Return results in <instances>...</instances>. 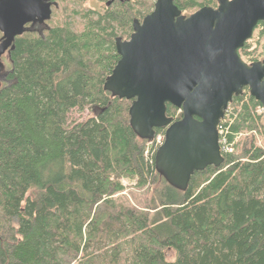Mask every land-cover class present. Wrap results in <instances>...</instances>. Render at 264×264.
I'll use <instances>...</instances> for the list:
<instances>
[{"label": "trees", "instance_id": "16d2710c", "mask_svg": "<svg viewBox=\"0 0 264 264\" xmlns=\"http://www.w3.org/2000/svg\"><path fill=\"white\" fill-rule=\"evenodd\" d=\"M185 2L175 1L183 14L213 7ZM124 5L88 17L82 32L64 25L15 42L0 87V264H264V148L255 137L183 192L147 158L148 141L130 126L132 102L104 90L120 60L117 27L130 37L155 7L133 15ZM257 29L263 37L264 21ZM229 106V143L243 132L264 140L262 105L248 88ZM73 111L90 115L71 123ZM167 115L182 118L170 104ZM122 178L148 192L141 208L116 197Z\"/></svg>", "mask_w": 264, "mask_h": 264}, {"label": "water", "instance_id": "95a60500", "mask_svg": "<svg viewBox=\"0 0 264 264\" xmlns=\"http://www.w3.org/2000/svg\"><path fill=\"white\" fill-rule=\"evenodd\" d=\"M175 1L156 0L151 14L134 21L130 40L116 39L120 60L104 90L132 102L130 126L140 139L166 129L155 167L185 192L196 172L223 165L218 126L234 97L249 88L264 109V61L247 64L239 54L264 21V0H215L217 8L190 16ZM51 7L52 0H0V67L28 24L51 19ZM168 104L180 120L167 115Z\"/></svg>", "mask_w": 264, "mask_h": 264}, {"label": "rangeland", "instance_id": "374dc122", "mask_svg": "<svg viewBox=\"0 0 264 264\" xmlns=\"http://www.w3.org/2000/svg\"><path fill=\"white\" fill-rule=\"evenodd\" d=\"M57 2L58 8H53V16L51 21L48 23V25L51 28L58 27V26H64L69 25L72 29H74L77 32H82L87 20H89L88 17H104L106 16L108 11L115 10L119 5H124L126 8L132 10L131 14L135 15L137 10L139 9V6L143 7L144 5V11H147L150 5L153 3L155 4L153 0H128L125 2H122V4L119 0H116L111 6L108 5V3L111 0H55ZM191 3L198 2V3H206L208 5L210 2L207 0H189ZM207 1V2H206ZM138 2H141L140 5ZM181 3H186L185 0H181ZM127 4V5H126ZM213 8H216L214 6H218L217 2L216 4L212 5ZM198 7L190 8V10L186 11L184 15L193 14L197 11ZM154 10V9H153ZM153 12V11H152ZM133 32H131L132 35ZM260 33V29L255 30L254 35L252 39L249 40V43L252 45L251 51L240 52L241 57L244 62L247 64H252L254 62H262L264 61V36L258 37ZM47 34V33H45ZM130 34V31L127 29H122L119 26L117 27V36H120L123 38V40H130V37L128 36ZM38 36V34H36ZM3 34L0 32V39L2 38ZM259 38V39H258ZM245 54V55H244ZM249 54L251 56L249 57ZM1 67H0V87L3 86V78L6 74V72L11 71V62L8 57V55H5L1 60ZM235 106H229V109L226 113V117L224 120L221 121V125H225L226 123H231L233 121L232 113ZM257 115H264L263 108H258L256 111ZM90 115L89 111H86L85 113H80L77 111H73L70 114V121L71 123L84 121L88 116ZM70 123V124H71ZM226 132V131H224ZM255 137V141L257 145L264 148V140L258 133H250V132H243L239 136L236 137L234 142V148L230 151L231 154L235 155H241V150L243 149L244 145L246 144V141L251 140ZM165 140V133L162 132L159 135L156 134V137L146 144V156L149 160L153 159L156 156V153L158 149L163 145ZM230 154V153H228ZM121 183L124 186V190L120 195H117L116 197H122L125 200H128L131 206L141 208L142 204L139 202L141 200H144L145 195L148 193L146 190H139L136 188V180L122 178ZM167 259L170 262H174L176 260V253L173 250H167Z\"/></svg>", "mask_w": 264, "mask_h": 264}, {"label": "flooded vegetation", "instance_id": "af4514ba", "mask_svg": "<svg viewBox=\"0 0 264 264\" xmlns=\"http://www.w3.org/2000/svg\"><path fill=\"white\" fill-rule=\"evenodd\" d=\"M119 1L122 3V2H125V1H128V0H119ZM114 2H116V0H111L108 3V5L111 6ZM55 4L57 5V2L55 0H52V7H51V9H52V15H51V19H52V16H53V8H58V5L56 6ZM51 19L49 21H47L46 24H40V23H36L34 25L28 24L26 27L30 29L29 32L35 31L38 35H41L42 36L47 30H50L51 29V27L48 25V23L51 21ZM123 41H128V40H123ZM6 55H8V54H6ZM8 57H9V55H8ZM6 76H7V74H5L4 76H2L3 82L5 81ZM245 89H247V88H245ZM245 89H244V91H245ZM244 91H243V93H244Z\"/></svg>", "mask_w": 264, "mask_h": 264}, {"label": "built area", "instance_id": "2783aa9c", "mask_svg": "<svg viewBox=\"0 0 264 264\" xmlns=\"http://www.w3.org/2000/svg\"><path fill=\"white\" fill-rule=\"evenodd\" d=\"M218 129H219V143L222 154H228V153L231 154L230 151L234 148V144L228 142L227 133L224 132L225 129L223 125L220 124Z\"/></svg>", "mask_w": 264, "mask_h": 264}]
</instances>
